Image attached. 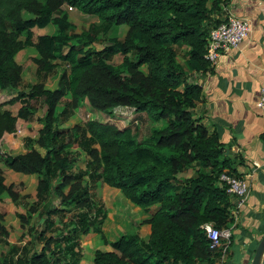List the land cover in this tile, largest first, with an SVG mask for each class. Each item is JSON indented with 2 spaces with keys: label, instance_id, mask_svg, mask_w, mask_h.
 <instances>
[{
  "label": "trees",
  "instance_id": "1",
  "mask_svg": "<svg viewBox=\"0 0 264 264\" xmlns=\"http://www.w3.org/2000/svg\"><path fill=\"white\" fill-rule=\"evenodd\" d=\"M229 2L0 0V242L9 248L3 264L224 262L233 235L211 248L203 227L233 226L235 198L220 177L241 178L236 167L243 160L194 110L204 101L198 78L213 70L205 59L208 32L222 22ZM67 8L101 25L77 28ZM49 26L51 34L34 36V29ZM119 26L127 27L122 40L106 46L97 38ZM180 54L184 65L177 62ZM116 56L122 63L109 64ZM30 68L39 82L7 96ZM84 101L106 114L129 108L163 126L152 130L148 143H137L130 128L78 120L75 111ZM15 104L20 108L13 114ZM34 104L45 107L37 139L12 155L18 121L33 117ZM81 153L88 161L73 172ZM99 185L96 206L89 193ZM50 195L63 210L46 208L43 230L34 242L25 241ZM119 197L147 219L130 220ZM66 211L74 216L67 231L57 233L55 219L63 221Z\"/></svg>",
  "mask_w": 264,
  "mask_h": 264
},
{
  "label": "crops",
  "instance_id": "2",
  "mask_svg": "<svg viewBox=\"0 0 264 264\" xmlns=\"http://www.w3.org/2000/svg\"><path fill=\"white\" fill-rule=\"evenodd\" d=\"M230 15L246 21L250 32L238 49L219 57L210 74L198 78L204 101L194 111L205 114L220 141L243 160L236 171L249 178V194L233 212L232 245L222 264H250L264 235V113L257 106L264 88V0H230L219 18ZM18 149L17 140L11 154ZM4 246L0 242V264L9 251Z\"/></svg>",
  "mask_w": 264,
  "mask_h": 264
},
{
  "label": "rangeland",
  "instance_id": "3",
  "mask_svg": "<svg viewBox=\"0 0 264 264\" xmlns=\"http://www.w3.org/2000/svg\"><path fill=\"white\" fill-rule=\"evenodd\" d=\"M69 14V21L73 23L77 28L87 29L90 26H100V22L96 17L93 16H87L84 15L77 10L73 9V11H68ZM54 28L49 26L43 30L34 29L33 34L35 37L42 36V35H49L53 32ZM127 27L126 26H119L112 28L108 33L103 34L100 33L97 35V38L102 41L104 45H109L110 39H117L122 40L126 34ZM123 58L121 56H116L112 59L109 64L113 66H117L122 63ZM177 62L181 65H184V59L183 54H180L177 58ZM38 79L34 77V69L30 68L26 72V75L24 76V79L22 80V83L16 90H10L7 91V96H15L17 93L20 92H28L30 88H32L34 85L38 83ZM69 100V97H66L62 103L65 104ZM35 105V104H34ZM60 105V107H62ZM20 108V104H15L11 108H9L13 114L17 113V110ZM37 110L34 111L33 117L29 121H18V128L19 132L17 134V140L19 142V149L15 152H13L12 155H18L25 153L28 148L26 147L25 143L26 140H32L34 142L37 139L36 134V126L38 125V119L43 116V113L45 111V107H42L41 104H36L34 106ZM76 117L80 121H97L101 123H111L116 125L118 128H130L133 133V137L137 143H148L149 138L151 136L152 130L154 128H160L163 126V123H152L149 118L145 114L141 113H135L132 109L129 108H118L110 113H101L94 109H92L87 101H84L81 103V106L75 111ZM72 124V123H71ZM36 148V147H35ZM39 153L41 155H44L45 152L38 149ZM88 159L85 157L83 153L80 154V157L78 159V162L73 168V172H78L79 170L83 169L87 163ZM87 183V181L85 180ZM101 185L96 186L94 189L90 190L89 195L91 196L92 201L95 203L96 206H99V202L101 200L100 192L102 191ZM109 189V188H108ZM114 190V189H111ZM108 198H112V195L109 194ZM121 200H123V206L125 209V213L128 216V218L136 223H141L145 220V215L141 212V210L128 201H125L123 197H119ZM3 199L7 200V197H3ZM35 199L32 198L31 200H28L25 203V209L28 210L31 205L34 204ZM117 205V204H115ZM122 205V203H121ZM109 207V205L106 203V208ZM61 209L63 210L62 206L60 205V200L55 197L54 195L48 196L46 198L44 204L38 208L37 214L33 215L32 217V237L30 236V239L27 238L25 241L34 242V236L36 235L35 232H41L44 228V217H43V211L46 209ZM108 209V208H107ZM64 219L63 221L61 219H55V225L57 233L59 232H66L67 229L64 227L67 226L70 219L74 216V212L68 213L67 211L64 212ZM69 230V229H68ZM34 235V236H33ZM8 246H4L2 248H6ZM38 248V247H37ZM1 250V247H0ZM2 252V251H1Z\"/></svg>",
  "mask_w": 264,
  "mask_h": 264
},
{
  "label": "built area",
  "instance_id": "4",
  "mask_svg": "<svg viewBox=\"0 0 264 264\" xmlns=\"http://www.w3.org/2000/svg\"><path fill=\"white\" fill-rule=\"evenodd\" d=\"M67 10L73 11L72 8H67ZM249 32L250 27L246 21L233 15L228 16L219 25L209 29L205 59L213 67L222 54L238 49L248 37ZM257 106L264 113V88L261 90V97ZM220 180L226 184L228 193L235 198L236 208H241L249 194V178L222 174ZM203 229L210 241L211 248H218L224 243L228 244L232 234L231 229L218 231L210 225H205Z\"/></svg>",
  "mask_w": 264,
  "mask_h": 264
},
{
  "label": "water",
  "instance_id": "5",
  "mask_svg": "<svg viewBox=\"0 0 264 264\" xmlns=\"http://www.w3.org/2000/svg\"><path fill=\"white\" fill-rule=\"evenodd\" d=\"M264 256V235L260 239L259 243L257 244L253 257L250 261V264H261L262 258Z\"/></svg>",
  "mask_w": 264,
  "mask_h": 264
}]
</instances>
